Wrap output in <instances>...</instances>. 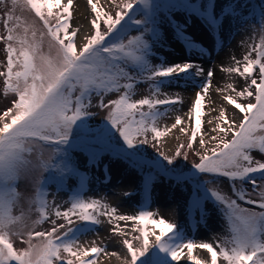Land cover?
<instances>
[{
	"label": "snow or ice",
	"instance_id": "1",
	"mask_svg": "<svg viewBox=\"0 0 264 264\" xmlns=\"http://www.w3.org/2000/svg\"><path fill=\"white\" fill-rule=\"evenodd\" d=\"M73 3L74 0H66L65 3L62 0H0L6 8L3 19L6 35H0L5 55L0 78H3L4 95L11 94V107L0 114V264H10L11 261L15 264H97L95 259L89 258L90 255L97 257L106 249L95 242L85 247L76 238H69L74 231L72 227L57 225L53 220L50 230L34 231V225L46 220L53 206L46 198L47 193L41 191L39 182L34 198L23 196L18 191L17 182L21 178H34V173L40 170L55 169L50 178L62 187L66 179L81 176L71 156L74 149L85 153L90 165L97 163L107 151L139 167L142 161L135 151L128 150H134L138 144H148L149 132L158 143L165 132L157 127L158 118L162 115L157 106L180 101L178 98H156L159 83L163 80L152 85L155 89L152 96L138 100L132 99L133 83L121 81L137 78L156 81L177 73L191 75L192 69H195L196 76L204 75L200 66L188 62L171 66L149 63L150 43L145 34L151 33V39L156 37L149 18L155 11L167 13L180 9L188 15L201 17L215 31L224 22L223 17L236 10L229 4L217 14L214 0H207L203 5L192 0H159L156 4L152 0H119V3L117 0L107 3L106 0V6H101L100 0H87L91 12L90 30L86 42L78 45L75 38L81 26L70 27L74 18ZM112 5L117 9L114 14L110 11ZM134 6L142 7L143 18L133 19L131 13L135 10ZM18 10L27 15H17ZM129 22L138 26L139 35L127 34ZM139 26H143L142 30ZM252 51L256 53V58L244 56L242 71L238 67L223 68L225 72L239 73L250 80L242 91L236 93L237 97L250 98L247 103L237 102L232 95L223 97L227 105L234 106L244 115L239 117V113L233 112L232 117H228L226 107H222L212 129L217 135L210 136L219 142L211 150L205 149L203 154L194 147L193 141L201 130L204 96L197 93L191 106L194 127L187 148L199 156V162H193L192 169L199 174L226 177L236 197L231 198L216 188L206 187L213 181L195 180L198 188L189 201V208L201 210L203 219L202 202L212 198L222 206L227 216L230 236L216 246L218 251L207 242L177 243L180 237L167 235L173 232L175 225L163 218L153 219L150 211L142 210L138 215H117L114 207L97 199L86 201L79 192L73 195L67 210L61 211L56 206L53 214L69 225L73 223V215L92 224H100L98 217L107 215L110 224L115 220L138 222L139 225L150 223L158 227L159 235L151 245L149 233L143 227L132 229L140 233L139 237L133 236L132 239L141 243L135 247L132 240L122 241L131 258L125 264H136L138 258L145 257L153 247L173 261L178 260L180 250L186 248L191 262L194 260L193 249L200 248L210 254V264H217L218 257H222L226 264H264V162L254 159L251 154L258 151L264 156V12L261 13L260 43L254 45ZM129 65L138 69L135 76L126 70ZM255 67L259 69L258 79L252 78ZM207 75L212 77L213 72L209 71ZM228 87L235 91L232 85ZM207 91L205 84L203 92ZM112 92L120 93L118 98L104 102L105 95ZM93 94L100 98L97 107L107 110V124L95 130V135H89L93 130L89 129L87 118L92 115L88 109ZM145 106L147 111L143 110ZM208 122L213 123L211 120ZM180 124L181 118L177 116L172 128ZM179 130L185 131L183 127ZM228 133H231V139H225ZM116 134L122 144L116 142ZM41 141L50 146L47 158L43 157ZM199 144L205 148L203 137ZM156 146L153 144V147ZM183 147H177L173 155L157 149L161 159L150 164L159 174L175 180L178 185L194 180L195 175L177 167L178 158L182 156L187 160L189 156L188 151L182 152ZM34 152L38 153L35 160L31 159ZM57 159L59 162H56ZM105 172L107 174V167ZM257 173L262 181L259 184L253 176ZM156 178L154 173L145 174L143 186L146 192H150ZM237 181L241 186H237ZM245 182L251 184V191L242 187ZM253 195L257 198L254 199ZM238 200L255 205L260 211L242 207ZM33 208L39 218L29 224ZM113 232L125 235L118 224L113 226ZM13 237L20 239L26 247H14ZM145 264H162V261L159 257L148 256ZM195 264L202 262L197 259Z\"/></svg>",
	"mask_w": 264,
	"mask_h": 264
},
{
	"label": "rangeland",
	"instance_id": "2",
	"mask_svg": "<svg viewBox=\"0 0 264 264\" xmlns=\"http://www.w3.org/2000/svg\"><path fill=\"white\" fill-rule=\"evenodd\" d=\"M63 1L64 0H62V3L66 2ZM76 1L77 0H74V3H76ZM82 1L89 22L91 19L90 8L87 7V0ZM110 2L111 0H107V3ZM158 2L159 0H152L153 4ZM192 2L203 5L207 3V0H192ZM117 3H119V0H117ZM214 3L215 12L217 14H220L222 9H226L229 4L236 10L232 12L230 16L226 15L223 17L224 22L215 30L216 32L213 31L212 40L216 41L215 44L217 45L221 37L228 39L236 38L244 44L243 47L246 51L245 56L251 55V57L255 59L256 53L252 51V47L260 43L261 13L264 12V0H214ZM100 4L101 6H106V0H100ZM134 8L135 10L131 13L133 19L143 18L144 10L142 7L134 6ZM5 10V5L0 4V35H6L3 27ZM116 10L115 5H112L110 11L114 14ZM229 11L231 10L229 9ZM17 15H27V13L22 14L18 10ZM201 21V17L197 15H188L185 11L180 9H175L167 13L155 11V14L149 18V23L155 29L156 37L151 39V33L145 34L150 43L147 56L149 63L153 66H171L169 64L167 65V62H164L168 58H172L174 64H182L185 62L192 63V61L195 60V56L191 55L192 52L190 49L193 46L191 40L197 41L195 37L197 30L203 25ZM71 23L70 27H75L71 26ZM142 27L143 26H139V29L142 30ZM180 29L186 30L189 37L184 38L179 36L182 34V31H179ZM209 29L210 28L206 26V30ZM89 30L90 25L88 23L87 33ZM127 34L129 36L139 35L140 31L138 30V26L129 22ZM84 42H86V38ZM203 45L205 48H209L208 44ZM3 48L4 44L0 41V71L4 70L3 63L5 62V55ZM213 48L211 49L213 50ZM243 58L239 60L240 63L238 68H240L241 71L244 66ZM126 70L134 76L138 71V69H135L131 65L127 66ZM190 71L192 72L191 75L177 73L167 78H157L156 81H148L139 78L133 81H121V83H133L132 99L138 100L152 96L153 92H155L152 85L163 80V83H159V91L156 92V98H168L170 100H176L178 98L180 101L175 104L157 106V110L162 113L158 118L157 127L159 130L165 132V135L159 138L158 143L156 140L152 139L153 134L149 132L147 134L150 141L148 144H138L134 150H128L129 152L135 151L136 156L142 161L139 167L133 166L129 160L114 156L111 152L107 151L100 156L97 163L90 165L87 155L74 149L71 156L82 178L81 176L70 177L65 180L62 187H59L57 183L50 178L52 173L55 172V169H50L48 171L40 170L34 173V178L28 180L21 178L17 182L18 191L26 198H34L37 182H39L41 191L47 193L46 198L49 204L53 206V211H50L48 218L42 223L34 225V231L50 230L53 227V220L56 221L57 225L66 224L68 227H72L74 231L69 234V238H76L78 243L83 246L87 245L90 247L92 243L95 242L97 246L106 249L105 253L97 257L90 255L89 258L95 259L97 264H100L99 262L103 263L104 261H108L109 264H125V261H130V255L127 254L122 241L124 239H129L132 240L135 247L140 246V240L132 239L133 236H140L139 232L132 231L134 227H143L145 231L149 233L150 245L155 241V237L159 235V228L154 227L150 223L147 225H139L138 222L113 220L110 224V217L105 215L98 217L101 221L100 224H92L90 222L80 221L77 216L73 215L71 217L73 223L69 225L67 221L53 214L56 206H58L61 211L67 210V208L70 207V201L73 195L79 192L81 197L86 201L97 199L107 204L109 207H114L117 210V215H138L142 210L150 211L153 213V219L163 218L166 222L175 225L173 232L167 235L180 237V240L176 241L177 243L192 241L199 244L207 242L213 244L214 248L218 251L216 246L222 239L230 236L227 216L222 206L217 204L212 198L205 199L202 202L203 219L201 218V210L197 209L193 211L189 208V201L196 194L198 188L195 180L199 182L205 180L213 181V183L206 187L216 188L222 194L231 198L236 197L232 191V184L226 177H214L212 174H199L195 173V170L192 169V163L199 162V156L187 148V142L191 137V131L194 127V113L192 112L191 106L194 104L196 94L201 93L204 96L201 110V130L197 133L193 144L194 147L203 154L205 149L211 150L216 147V144L219 142L218 139L214 141L210 138L212 135H217V132H213L212 129L216 122V117L219 115V110L222 107H226L228 117H232L233 112L239 113V110L235 109L234 106L227 105L223 97L225 95H232L237 99V102L247 103L250 98L237 97L236 93L242 91L247 84L250 83V80L245 76L238 75L239 79L231 84L235 88V91L229 87H224V89L222 88L218 91L209 87L207 93H204V85L201 81H198L197 76L194 74L195 69ZM258 72V67H255L252 78L258 79ZM121 91L124 90L121 89ZM119 94L120 93L117 92L106 94L104 102H107L109 99L118 98ZM99 103L100 98L93 94L91 106L88 109L92 115L87 118L88 127L93 130L89 135H95V130L107 124L105 120L107 110L97 107ZM184 105L186 108H184ZM8 107H11V94H9V96L4 95L3 78H0V114ZM143 110L147 111V107L145 106ZM215 112H218V115H214ZM243 115V113H239V117ZM177 116L181 118V124L177 125L176 128H172V124L175 123V118ZM138 118L139 116H137V119ZM210 120L213 121V123H209L208 121ZM221 126H224L222 122ZM181 127L185 129L184 132L179 130ZM219 135L223 136L224 133H219ZM201 137L205 140V148H201L199 144ZM73 138L74 137H70V139ZM115 139L117 143L122 144L118 134H116ZM225 139H231V133H228ZM39 144L43 150V157L47 158L50 154V146L44 144L42 141L39 142ZM153 144L157 146L153 147ZM181 145L184 146L182 152L188 151L189 156L187 160H184L182 156L178 158L179 162L177 167L185 172L191 171L195 175L194 180L185 181L178 185L175 180L159 174L150 164L154 160L161 159L157 149L163 151L165 154L173 155L175 149ZM251 154L254 159L264 162V156L258 151H253ZM37 155L38 153L34 152L31 159L35 160ZM54 159L56 158L54 157ZM56 162H59V160L57 159ZM164 163L166 164V162ZM105 167H107V174L105 172ZM149 172L154 173L157 178L152 183L150 192H146L143 181L145 174ZM253 176L258 184L262 182L260 174H253ZM236 183L237 186H241L239 181ZM242 187L251 191L252 186L245 182ZM257 191H259V189ZM201 195H203V193H201ZM253 198L256 199L257 196L253 195ZM238 203H240L242 207L260 211L255 205H248L239 200ZM38 218V213H36L33 208L29 216V224ZM116 224L119 225L125 235L121 236L118 233L114 234L113 226ZM197 233L202 235V239L197 238ZM12 240L14 242V247H26V245L21 243L20 239L13 237ZM111 247L116 249V255H109L108 248ZM180 251V258L173 261L171 257L161 253L158 248L153 247L149 249L145 257L138 258L136 264H145V259L148 256L159 257L162 264H189L190 261L187 258V249L184 248ZM62 255L66 256L67 254L62 253ZM193 255L198 257V260L201 262L203 261L202 264H210V254L207 253L206 249L195 248L193 249ZM10 264H15V261H11ZM217 264H226V262L222 260V257H218Z\"/></svg>",
	"mask_w": 264,
	"mask_h": 264
},
{
	"label": "bare ground",
	"instance_id": "3",
	"mask_svg": "<svg viewBox=\"0 0 264 264\" xmlns=\"http://www.w3.org/2000/svg\"><path fill=\"white\" fill-rule=\"evenodd\" d=\"M64 0L63 2H65ZM74 18L71 20V26H81L78 28V35L75 38L77 44H82V42L85 41L86 35H87V29H88V19L86 16V11L84 7V3L82 0H77L76 3L73 4ZM203 25L200 26V28L197 30L196 33V39L191 40L192 47H191V55L195 56V60L192 61V64L200 66L203 69L204 75L197 76L198 81H201L203 85H207L208 88L212 87L213 90H221L224 87H228V85H231L235 83L239 79V74H235L232 72H225L223 71V68H231V67H239V64L236 63V61H239L242 59L245 54V48L243 47L244 44L236 38L228 39L225 37L219 38V41L217 45L215 44L216 41L212 40L213 38V30L209 29L206 30V24L201 21ZM179 31H182V34L179 36H182L184 38L189 37L188 33L184 29H180ZM216 32V31H214ZM215 39V38H214ZM212 40V41H210ZM203 44H208L209 48H205ZM215 47V48H213ZM193 48V49H192ZM213 48V50L211 49ZM184 55V54H183ZM167 65H173L174 61L172 58L166 59ZM166 64V63H165ZM211 71L213 72L212 77H208L207 73ZM215 95V94H214ZM216 96V95H215ZM185 106V105H184ZM186 108V106L184 107ZM181 108V109H184ZM214 115H218V112H215ZM197 238L202 239V235L197 233ZM85 247H89L85 245ZM109 255L113 252H117L114 248H108ZM194 256V255H193ZM198 257L194 256V260H197ZM200 259V258H199ZM191 261L189 264H195V262ZM203 262V261H202ZM100 264H109V262H99Z\"/></svg>",
	"mask_w": 264,
	"mask_h": 264
}]
</instances>
